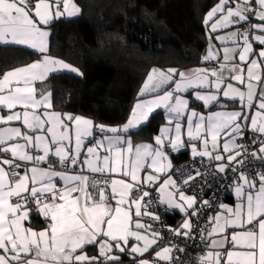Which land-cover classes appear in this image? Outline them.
Returning <instances> with one entry per match:
<instances>
[{
	"label": "snow or ice",
	"instance_id": "1",
	"mask_svg": "<svg viewBox=\"0 0 264 264\" xmlns=\"http://www.w3.org/2000/svg\"><path fill=\"white\" fill-rule=\"evenodd\" d=\"M80 13L75 0H0V44L40 54L0 77V112H8L0 115V264H122L126 252L134 259L154 252L135 264H179L173 254L186 249L172 238L165 243L152 205L183 213L167 231L193 239L191 218L213 203L185 189L209 175L229 180L236 203H220L207 218L200 230L207 251L196 264H264V170L248 167L254 160L264 166V0H219L204 18L202 59L214 66L151 69L121 127L55 111L52 89L39 86L55 73L82 75L48 54L47 30ZM189 93L206 114L191 107ZM158 109L166 124L154 144L134 143L131 131ZM248 132L257 148L242 142ZM189 147L207 170L181 169L178 182L169 149ZM37 216L39 229L32 226ZM89 246L98 254L88 255Z\"/></svg>",
	"mask_w": 264,
	"mask_h": 264
},
{
	"label": "trees",
	"instance_id": "2",
	"mask_svg": "<svg viewBox=\"0 0 264 264\" xmlns=\"http://www.w3.org/2000/svg\"><path fill=\"white\" fill-rule=\"evenodd\" d=\"M75 2L81 9L78 16L54 20L48 28V54L82 75L50 77L53 108L95 124L118 126L128 119L151 69L180 71L203 63L209 41L204 18L219 0ZM39 58V53L23 47L0 46V75ZM162 123L161 111L152 114L140 130L130 133L133 141L150 142ZM187 156L173 155V163ZM179 220L175 214L168 218L171 225ZM33 225H40L36 217ZM88 251L94 252V247Z\"/></svg>",
	"mask_w": 264,
	"mask_h": 264
},
{
	"label": "built area",
	"instance_id": "3",
	"mask_svg": "<svg viewBox=\"0 0 264 264\" xmlns=\"http://www.w3.org/2000/svg\"><path fill=\"white\" fill-rule=\"evenodd\" d=\"M252 18V23H253ZM246 145L250 147L247 140L242 141ZM251 149V148H250ZM207 161H205V164ZM248 167L251 169L252 174L264 170V166L261 165L259 160H254ZM195 168H201L202 171L207 169L203 168L200 164V158H196L194 161L191 155H188L186 158L178 161L173 164V178L178 182L183 179V176L179 174V170L183 169L185 171V175ZM229 177H231V173H229ZM207 182L204 180L198 179L197 182L191 187L186 188L185 191L187 194L192 195L196 194L197 198L202 202L204 199H208L213 203L212 208H205L201 211L200 217H192V221L194 224L193 230V239H184L182 237H172L171 233L167 231L168 228L174 227L169 223L168 218L173 217L174 213L171 210L165 209V207L160 206L158 202L152 205L154 211H156L160 215V221L154 222V226L156 229L162 231L165 236L167 242V238H172L175 242L178 243L180 248H185L184 252H174V258L179 261V264H196L197 258L205 252L206 250V240L204 242L200 239V230L202 228L208 227L207 218L212 216L215 212L219 211L218 205L220 203H224L230 194L232 189V185L230 184L228 179L221 180L218 176L215 180L211 177V175L207 176ZM152 197L155 200L156 193L153 191ZM145 222H149L148 218H145ZM163 264V262H161Z\"/></svg>",
	"mask_w": 264,
	"mask_h": 264
},
{
	"label": "crops",
	"instance_id": "4",
	"mask_svg": "<svg viewBox=\"0 0 264 264\" xmlns=\"http://www.w3.org/2000/svg\"><path fill=\"white\" fill-rule=\"evenodd\" d=\"M215 6V5H214ZM213 6V7H214ZM212 7V8H213ZM211 10V9H210ZM61 19V18H60ZM253 23H258L259 21H257V20H255V18L253 17ZM234 30V29H233ZM209 30H208V28H207V32H208ZM217 34H219V35H223L224 34V32H220V33H217ZM217 34H213V38H212V43H214L215 45H217V47H221L220 46V42L219 41H217L216 39H215V35H217ZM209 39V38H208ZM0 46H17V45H4V44H0ZM19 47H23V48H26V49H29V48H27V47H25V46H19ZM208 47H209V41H208ZM208 47H207V49H208ZM29 50H31V51H33V52H36V51H34L33 49H29ZM257 51H258V49H257ZM38 53V52H37ZM34 62V61H33ZM32 63V62H31ZM212 67V66H214V65H206L204 62L201 64V65H199V66H195V67H190V68H186V69H182V70H180V71H187V70H191V69H194V68H197V67ZM10 70H12V69H10ZM10 70H8V71H10ZM7 72V71H6ZM5 73V72H4ZM60 73H69V72H67V71H63V72H60ZM70 74H73V75H76L75 73H70ZM3 75V74H2ZM2 75H0V77H2ZM78 76V75H77ZM148 76V75H147ZM147 78V77H146ZM146 80V79H145ZM145 80H144V82H145ZM144 82H143V84H144ZM235 83V82H234ZM143 84H142V86H141V88L143 87ZM40 87H48L49 88V86H48V84H47V82L44 84V85H39ZM140 88V89H141ZM188 95V98L190 99V103H191V107H193V108H195L197 111H200V112H203V113H207V109H204L203 108V105H202V102H197L195 99H194V97L192 96V94L191 93H189V94H187ZM142 97L140 96V90H139V98L133 103V105H132V109H133V107L135 106V104L141 99ZM144 98H147V97H144ZM192 104H196L195 106L194 105H192ZM237 107H238V105H237ZM132 109H131V111H132ZM213 111H215V110H218V109H212ZM131 111H130V114H131ZM162 112V114L164 115V111H163V109H158L156 112ZM253 111H255V109H253ZM156 112H154V113H156ZM153 113V114H154ZM8 114V112H7V110H4L3 112H0V115H7ZM130 116V115H129ZM129 118V117H128ZM128 120V119H127ZM127 120H126V122H127ZM126 122H124L123 124H125ZM95 124V123H94ZM123 124H121V125H118V126H107V127H121V126H123ZM166 124V120H165V118H164V123H162L161 125H160V127L161 126H163V125H165ZM249 124H250V121H249ZM12 126H20L19 125V123L18 122H14L13 124H12ZM159 127V128H160ZM159 128H158V131H157V133L155 134V135H158L159 134ZM135 130H137V129H133L131 132H133V131H135ZM155 135L153 136V138H152V140L150 141V142H134V143H136V144H139V143H153L154 144V137H155ZM253 133L252 132H248L247 133V136H246V140H247V142H248V144L250 145V148H257L258 147V145H253L252 144V137H253ZM185 139H186V137H185ZM187 154V155H191V151H190V147L189 148H185V149H182L180 152H171V150L169 149V156H170V159H171V161H172V164H174L173 163V155H175V156H179V155H181V154ZM187 194V193H186ZM187 195H190V194H187ZM235 203H236V198H235V195H234V192L232 191V189H231V191H230V194L228 195V197H227V199H226V201L224 202V204H226V205H228V206H233L234 207V205H235ZM220 210V209H219ZM172 211V210H171ZM175 215H177V216H179L180 217V220H179V223H177L176 225H172L174 228H177V227H179L180 226V224L183 222V220L186 218L185 216H184V214L183 213H180V212H178V211H172ZM37 218V222H39L40 223V225H32L34 228H36V229H39V228H41L43 225H42V223L40 222V218L37 216L36 217ZM192 219V218H191ZM132 243H135L134 241L132 242ZM206 243H207V241H206ZM131 247V244L129 245V248ZM87 251H88V249H87ZM207 251V248H206V250H205V252ZM98 254V252H97V250L94 248V252L92 251V252H90V251H88V255H90V256H95V255H97ZM121 255V260H123L122 261V264H135V262L136 261H138L139 259H141V258H146V259H149V260H152V259H154V252H152V254L151 255H149V254H145L144 255V257H135V259H134V256L133 255H130V254H128L127 252L126 253H124V254H120ZM123 258V259H122ZM125 258V259H124ZM125 260V261H124Z\"/></svg>",
	"mask_w": 264,
	"mask_h": 264
},
{
	"label": "rangeland",
	"instance_id": "5",
	"mask_svg": "<svg viewBox=\"0 0 264 264\" xmlns=\"http://www.w3.org/2000/svg\"><path fill=\"white\" fill-rule=\"evenodd\" d=\"M76 3V2H75ZM77 4V3H76ZM79 7V6H78ZM78 16V15H77ZM76 17V16H75ZM67 18H69V17H62L61 19H67ZM72 18V17H71ZM58 20V19H57ZM48 30V29H47ZM49 31V30H48Z\"/></svg>",
	"mask_w": 264,
	"mask_h": 264
}]
</instances>
